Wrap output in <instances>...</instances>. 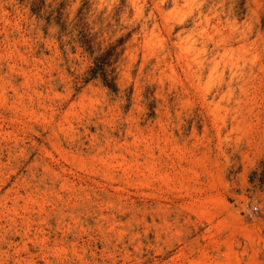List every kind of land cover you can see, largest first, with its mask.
I'll return each instance as SVG.
<instances>
[{
	"label": "rangeland",
	"instance_id": "374dc122",
	"mask_svg": "<svg viewBox=\"0 0 264 264\" xmlns=\"http://www.w3.org/2000/svg\"><path fill=\"white\" fill-rule=\"evenodd\" d=\"M34 1L0 0V264H264V0ZM59 4L124 36L116 91Z\"/></svg>",
	"mask_w": 264,
	"mask_h": 264
},
{
	"label": "trees",
	"instance_id": "16d2710c",
	"mask_svg": "<svg viewBox=\"0 0 264 264\" xmlns=\"http://www.w3.org/2000/svg\"><path fill=\"white\" fill-rule=\"evenodd\" d=\"M40 2L41 0L38 3ZM38 3L32 2L30 9L39 15L40 6ZM60 8H62L61 5L48 10L45 20L48 24H54L59 34H69L74 41L82 46L84 52L89 55L92 64L86 69L80 79L83 82H87L90 79L98 78L103 85L110 90L116 91V73L112 64L120 53L117 48L123 43L124 36H120L111 43L101 47L100 43H94L96 31L91 32V27L85 20V12H83L84 8L82 6L77 9L74 17L70 20L62 17ZM99 29L101 28L99 27Z\"/></svg>",
	"mask_w": 264,
	"mask_h": 264
},
{
	"label": "built area",
	"instance_id": "2783aa9c",
	"mask_svg": "<svg viewBox=\"0 0 264 264\" xmlns=\"http://www.w3.org/2000/svg\"><path fill=\"white\" fill-rule=\"evenodd\" d=\"M256 209H257V207H256L255 205H252V206H251V210H252V211H254V210H256Z\"/></svg>",
	"mask_w": 264,
	"mask_h": 264
}]
</instances>
